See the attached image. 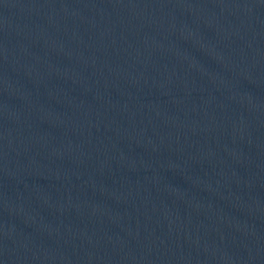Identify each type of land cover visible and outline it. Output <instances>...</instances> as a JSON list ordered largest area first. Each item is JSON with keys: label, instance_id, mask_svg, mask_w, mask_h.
Masks as SVG:
<instances>
[{"label": "water", "instance_id": "obj_1", "mask_svg": "<svg viewBox=\"0 0 264 264\" xmlns=\"http://www.w3.org/2000/svg\"><path fill=\"white\" fill-rule=\"evenodd\" d=\"M0 264H264V0H0Z\"/></svg>", "mask_w": 264, "mask_h": 264}]
</instances>
